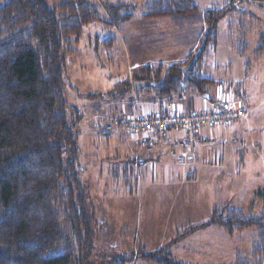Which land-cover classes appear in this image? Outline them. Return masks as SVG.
<instances>
[{"label":"rangeland","instance_id":"1","mask_svg":"<svg viewBox=\"0 0 264 264\" xmlns=\"http://www.w3.org/2000/svg\"><path fill=\"white\" fill-rule=\"evenodd\" d=\"M145 1L92 0L102 21L84 27L64 73L66 102L83 111V118L76 122L73 131L79 135L81 179L87 188L94 233L89 262L103 264L115 256L128 259L131 255L133 260H128V264H149L136 257L142 248L154 252L168 248L181 237L169 247L177 261L232 264L239 254L246 256L254 249L257 237L253 229L229 234L218 226L209 225L186 237L181 235L192 226L206 223L218 206L238 208L247 216H259L264 212V2L244 1L237 4L238 8L234 6L235 10L219 21L217 45L211 46L206 54L204 75L215 82L206 99L212 102L214 109L231 105L247 111L243 118H246L245 124L232 126V135L217 151L221 154L223 148L226 149L224 166L217 159L218 155L206 166V173L199 176L197 182L193 179L170 182L160 188L151 187V165H135L133 156L126 155L123 148L115 151L113 145L106 144V137L122 127L114 124L112 134L105 136L94 127V122L103 121V118L112 122L108 117H115L116 112L140 115L147 100L139 94L160 98L133 89L134 69L183 64L188 58L189 44L185 37H179L178 32H183L175 23L169 19L147 21L142 18ZM5 2L0 0V5ZM43 2L53 10L64 0ZM194 2L202 14L212 10L228 11L229 7L226 0ZM113 10L117 12L115 22L108 14ZM129 16L131 20L128 21ZM197 27L207 31L205 24ZM108 40H113L112 45L106 44ZM260 44L263 45L261 49ZM126 79L132 84L129 92L109 95ZM181 84L187 87L184 82ZM185 90L187 98L196 94L188 88ZM124 104L131 107L126 113L121 110ZM69 117L72 124L74 119L71 114ZM122 131L127 135L124 129ZM176 133L178 135L172 139L182 136L180 131ZM128 137L143 143V136ZM221 141L218 137L215 143ZM169 153L173 156L170 150ZM220 169L225 171L224 176L219 173L207 177L208 170ZM131 170L142 171L143 180L135 183L136 175L133 176Z\"/></svg>","mask_w":264,"mask_h":264},{"label":"trees","instance_id":"2","mask_svg":"<svg viewBox=\"0 0 264 264\" xmlns=\"http://www.w3.org/2000/svg\"><path fill=\"white\" fill-rule=\"evenodd\" d=\"M226 1L228 11L202 14L194 0H146L142 18L175 23L183 32H178L179 37L189 44L188 58L183 64L136 68L133 85L126 79L109 95L148 83L139 91L171 97L184 82L190 92L207 96L215 82L204 75L206 54L217 45L219 21L238 3L264 2ZM116 13L108 11L114 22ZM101 21L92 0H64L53 10L43 0H6L0 5V264H90L94 233L81 179L79 135L73 131L83 111L67 104L63 89L69 55L75 54L84 27ZM198 24H205L207 31H200ZM200 49L185 77L183 67ZM209 225L229 234L253 229L254 249L246 256L239 254L233 264H264V212L247 216L238 208L218 206L206 223L181 236ZM169 247L154 252L142 248L135 255L149 264H183L173 258ZM128 260L133 257L115 256L103 264H128Z\"/></svg>","mask_w":264,"mask_h":264},{"label":"crops","instance_id":"3","mask_svg":"<svg viewBox=\"0 0 264 264\" xmlns=\"http://www.w3.org/2000/svg\"><path fill=\"white\" fill-rule=\"evenodd\" d=\"M140 97L144 98V100H147V104L144 105L142 112L145 114H150L151 112H156L157 105L155 102V99L153 98L152 94H146L142 95L139 94ZM192 96L188 97L182 104L177 105L179 106V109H182L184 112L191 113V112H202V111H210L214 109V105L211 101H208V98L206 99V96H199L197 94H191ZM127 96V95H126ZM194 96V97H193ZM212 99V98H211ZM201 104V105H200ZM128 105V106H127ZM131 109L129 104H124L121 107L122 112L126 113ZM142 109V108H141ZM141 112V113H142ZM109 113V112H108ZM152 113V114H154ZM110 111V115H111ZM140 114V113H139ZM109 115V114H108ZM247 116V115H246ZM245 119L242 120V123L235 124L232 126H238L245 124ZM232 126L226 127V128H204L201 131V136L206 142V144L198 146L195 150V152H192L190 154L191 161L189 163H184L181 159V153H177L176 155H171L169 153V149L166 146L156 144L152 149H147L143 146L142 142L140 143L138 140L135 141L124 134L123 127L122 130L118 129L117 132H115L113 135L106 137L107 142L109 146L113 145L115 151H118L119 149H122L126 151V155L133 156V160L135 162V165L140 164L139 166H142L147 163V165L150 167L151 165V178L152 186H158L160 188L166 187L165 184L176 183L179 181H187L190 180L197 182L199 176H203V173L205 172V168L207 165H211L214 162V158L219 155L217 158L222 166H224L226 162L225 157V150L223 148V151L221 154H218V150L220 148L222 149V142L225 139H229L232 135ZM178 134L176 132L172 133V136L175 137ZM222 139L221 142L215 143V140L217 138ZM211 141V142H209ZM215 158V159H216ZM258 160V159H257ZM260 160V159H259ZM254 161V159H253ZM221 170V169H220ZM215 170L214 172L211 170H208V176H215L219 173L224 176L225 171L221 170ZM150 171V168H149ZM141 172V173H140ZM149 174V172H146ZM131 174L135 177V183L139 182L140 180H143L141 177L144 175L142 171H135L131 170ZM147 191L150 192V188ZM161 192V191H160ZM158 193V195L160 194ZM132 194V193H131ZM134 195V194H133ZM145 197V196H144ZM147 198V197H146ZM141 260V259H140ZM142 261V260H141ZM233 264V263H232Z\"/></svg>","mask_w":264,"mask_h":264},{"label":"built area","instance_id":"4","mask_svg":"<svg viewBox=\"0 0 264 264\" xmlns=\"http://www.w3.org/2000/svg\"><path fill=\"white\" fill-rule=\"evenodd\" d=\"M183 86L181 84V87ZM183 89L184 91L171 97L155 99L157 110L154 114L147 115L142 112L134 116L116 112L115 120L109 119L112 121L109 122L103 118V121L94 122V127L105 136L112 134L114 124L122 126L125 133L132 138L143 136L142 144L147 149H152L156 144L166 146L173 155L180 152L182 161L186 163L191 160L190 154L195 152L198 146L208 142L201 136L202 129H220L238 124L247 115V111L227 105L210 111L185 114L179 106L173 104H181L187 98L188 92ZM178 131L182 136L172 139V133Z\"/></svg>","mask_w":264,"mask_h":264},{"label":"water","instance_id":"5","mask_svg":"<svg viewBox=\"0 0 264 264\" xmlns=\"http://www.w3.org/2000/svg\"><path fill=\"white\" fill-rule=\"evenodd\" d=\"M202 49H200L196 54H194L191 58V60L189 61V63L183 67V73L185 75V77H188L189 73L192 71V69L194 68L197 59L199 58V56L201 55ZM149 84L148 83H138L135 85V89L136 90H143L144 88H146Z\"/></svg>","mask_w":264,"mask_h":264}]
</instances>
